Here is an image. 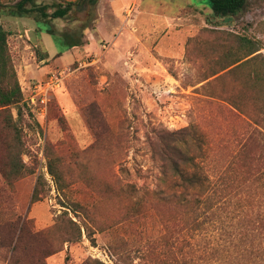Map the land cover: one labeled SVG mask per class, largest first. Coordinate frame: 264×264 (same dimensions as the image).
<instances>
[{"label": "rangeland", "instance_id": "374dc122", "mask_svg": "<svg viewBox=\"0 0 264 264\" xmlns=\"http://www.w3.org/2000/svg\"><path fill=\"white\" fill-rule=\"evenodd\" d=\"M49 23L53 35L32 19L1 21L26 104L23 160L34 173L13 190L0 174V264H264L262 145L239 157L249 121L225 102L245 89L251 69L239 77L222 71L237 36L264 45V0L225 20L213 17L208 0H100ZM81 32L79 48L58 38ZM53 75L60 86L42 117L34 86ZM185 128L193 129L189 151L197 158L188 172L204 165L231 173L232 188L213 195L205 211L193 205L196 191L186 192L168 168L163 174L159 151ZM46 152L59 159L64 192L48 173ZM40 176V200L32 202ZM65 211L81 226L77 241L63 242L65 224L53 228ZM25 220L40 236L23 231L18 244Z\"/></svg>", "mask_w": 264, "mask_h": 264}, {"label": "trees", "instance_id": "16d2710c", "mask_svg": "<svg viewBox=\"0 0 264 264\" xmlns=\"http://www.w3.org/2000/svg\"><path fill=\"white\" fill-rule=\"evenodd\" d=\"M99 1L76 0L66 2L63 0L52 4L42 0H12L9 4H3L0 1V174L6 185L5 190H13L18 180L34 173V171L23 160L25 145L22 140L23 128L21 121L23 119L22 105L26 104L9 49L10 32L2 27L1 21L5 18L32 19L38 24L41 32L46 31L53 35L55 32L52 27H44V25L50 24L49 21L64 20L68 19L73 13H83L90 8H95ZM208 1L213 17L225 20L245 11L250 0ZM58 38L67 46L68 50L79 48L85 44L83 32L79 36L62 34ZM33 47L37 60H47L48 62V54L43 53L38 46ZM262 49H264V45L260 42L247 36H237L235 44L228 46V50L222 56V61L227 63L222 71L231 68L229 72L239 77L244 69H251L248 79L245 78V82L248 83L245 85V89L238 96L223 101L249 121V133L241 143L239 157L245 155L249 145L259 142L262 145L260 159L264 161V57L259 53ZM246 98L252 103V110H248V105H245ZM13 108L17 109V118L14 117ZM192 133V128H185L171 133L168 144L161 148L159 156L164 166L163 174L167 175L165 168H168L173 177L181 180V185L186 192L196 191L198 198H194L193 205L196 207V211H205V209L210 208L213 195L216 194L219 198H222L224 192L232 188V185L228 184V181H231L229 177L231 173L226 168L223 172L218 170L212 174L205 170L204 165H198L200 168L199 173L188 172V168L194 166L197 161V158H194L189 151L190 141L193 139ZM47 158L48 173L53 178L57 190L64 192L66 184L58 165L59 159L49 152ZM43 181V177L40 176L37 180L32 202L40 200V188L44 183ZM220 183L223 184L222 188L219 187ZM79 208V204H75L72 210L77 213ZM66 216L68 217L66 211L58 216L53 228H59L61 224H65L63 242L77 241L82 236L81 226L70 218L66 219ZM19 219L21 220V218ZM19 224H22L20 231L22 237L20 235L17 243L21 244L25 239L22 232L27 231L26 234H31L27 229L28 221H19ZM10 227L14 235L18 229L12 224ZM38 234L31 235V238L36 240L40 236ZM43 236L45 237V234L42 235V238ZM93 264L102 263L94 261Z\"/></svg>", "mask_w": 264, "mask_h": 264}, {"label": "built area", "instance_id": "2783aa9c", "mask_svg": "<svg viewBox=\"0 0 264 264\" xmlns=\"http://www.w3.org/2000/svg\"><path fill=\"white\" fill-rule=\"evenodd\" d=\"M61 79L58 76H51L49 80L44 84H35L34 92L36 93L35 98L38 100L39 115L42 117H47L48 115V103L49 95L54 90L59 88Z\"/></svg>", "mask_w": 264, "mask_h": 264}]
</instances>
